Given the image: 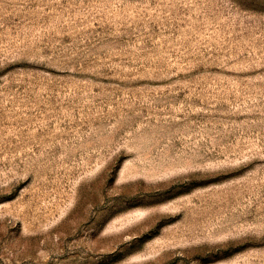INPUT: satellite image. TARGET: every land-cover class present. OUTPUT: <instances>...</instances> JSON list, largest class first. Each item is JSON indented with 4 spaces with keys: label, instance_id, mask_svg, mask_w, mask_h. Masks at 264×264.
<instances>
[{
    "label": "rangeland",
    "instance_id": "rangeland-1",
    "mask_svg": "<svg viewBox=\"0 0 264 264\" xmlns=\"http://www.w3.org/2000/svg\"><path fill=\"white\" fill-rule=\"evenodd\" d=\"M0 264H264V0H0Z\"/></svg>",
    "mask_w": 264,
    "mask_h": 264
}]
</instances>
